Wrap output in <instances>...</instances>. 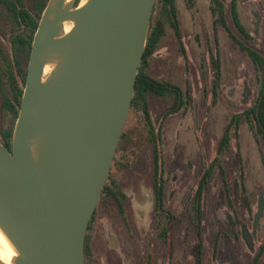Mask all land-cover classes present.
<instances>
[{"label":"rangeland","instance_id":"1","mask_svg":"<svg viewBox=\"0 0 264 264\" xmlns=\"http://www.w3.org/2000/svg\"><path fill=\"white\" fill-rule=\"evenodd\" d=\"M24 1L28 4L30 0ZM81 1L86 0H78V5ZM176 1L187 58H181L176 38L169 32L151 58L148 70L155 80L168 82L183 93L188 87L191 95L187 108L176 114L169 113L172 101L160 98L148 101L151 120L161 134L159 150L166 180L165 206L175 217L168 225L171 247L157 238L152 154L143 117L132 109L124 129L127 138L117 156L119 164L112 163L109 175L128 198L131 231L126 232L115 209L103 201L93 224L90 264H138L139 260L144 264H195L198 239L196 228L190 226V210L198 181L217 157L232 116L251 108L257 97L259 80L255 67L220 29L222 81L214 101L209 56L214 46L210 0H196L194 11L187 8L184 0ZM225 1L229 5L230 0ZM238 6L241 22L252 38L250 46L264 57V0H239ZM9 20L0 9V73L5 87L4 93L0 90V132L14 125L12 115L1 107L7 92L10 43L15 34ZM263 158L262 138L256 139L243 119L237 134L231 136L230 148L221 156L223 174L218 169L214 171L203 195L202 264H251L263 247L264 211L257 228L253 229L259 200L264 199ZM241 173L243 179H240ZM244 226L251 235L253 251L243 240ZM218 236L219 243L214 250Z\"/></svg>","mask_w":264,"mask_h":264},{"label":"water","instance_id":"2","mask_svg":"<svg viewBox=\"0 0 264 264\" xmlns=\"http://www.w3.org/2000/svg\"><path fill=\"white\" fill-rule=\"evenodd\" d=\"M156 1L48 0L11 152L0 143V231L17 253L13 264H85L86 235L131 111ZM263 211L260 198L254 230ZM242 237L253 251L245 226Z\"/></svg>","mask_w":264,"mask_h":264},{"label":"trees","instance_id":"3","mask_svg":"<svg viewBox=\"0 0 264 264\" xmlns=\"http://www.w3.org/2000/svg\"><path fill=\"white\" fill-rule=\"evenodd\" d=\"M184 1L189 10L194 11L196 9V0ZM238 1L239 0H230L229 5L226 4L225 0H210L209 3L214 39V46H212L213 48L211 47L209 50L210 65L213 76L212 96L215 101L217 99V94L220 91L222 81V65L219 55L218 41V31L220 29H223L226 32L228 37L243 53L246 54L252 65L255 67L259 80V89L254 105L244 113L232 116L231 120L227 124L220 148L218 150V156L213 160L210 166L208 173L209 175H212L215 168H220L221 156L224 155L225 152H227V150L230 148L231 136L233 133L237 134L240 123L243 119L246 120L254 137L256 139L261 137L262 142L264 143V57L249 44V42L252 41V38L241 22ZM0 3L2 4V7H0L1 11L4 14L8 13V17L10 19L9 21L11 23L12 29H14V32H16V29H20L21 24H24L25 26L24 32L21 34H16L11 41V63L7 66L8 72L6 75L7 92L4 94L1 106L3 111L12 115L14 120V125L4 128L0 132V143L9 152H11L12 135L19 113L23 89L25 86L31 45L39 20L48 3V0H33L31 8V11L33 12L32 15H30L27 10L28 4L25 3V1L23 2V0H16L18 6H16L12 0H0ZM178 15L179 10L176 0L156 1L147 36L145 52L137 74L134 99L132 101L131 109L136 110L143 115L144 121L150 130L152 138H154V130L148 110L149 98H160L163 100L172 101L171 109L169 110L170 114L178 113L181 110L186 109L189 102L191 101L189 91L183 93L181 89L168 82L155 80L148 73L151 58L161 47L169 32L174 34L177 41L178 52L180 53V56L186 60V50L182 41ZM233 31H235L238 36H236ZM2 79V74L0 73V90L2 93H4L3 90L5 87L3 85ZM124 141L123 133L113 160L114 165L119 164L117 156L121 151ZM204 181L205 179H203L202 183ZM115 186V181L108 177L102 196L105 197L107 192H112V188L116 189ZM158 192L162 194L161 190H157V193ZM102 196L101 200L102 198L104 200V197ZM263 251L264 245L254 257L251 264H264V258H262Z\"/></svg>","mask_w":264,"mask_h":264},{"label":"flooded vegetation","instance_id":"4","mask_svg":"<svg viewBox=\"0 0 264 264\" xmlns=\"http://www.w3.org/2000/svg\"><path fill=\"white\" fill-rule=\"evenodd\" d=\"M12 1H14L16 6H18V4L16 3V0H12ZM32 1L33 0H30L28 5H27V10H28L30 15L33 14V12L31 11L32 10L31 9L32 4H33ZM23 2H24V0H23ZM0 7H2L1 3H0ZM7 16H8V13H7ZM24 29H25L24 24H21L20 29L15 30L16 32L13 35V37L18 33H20V34L23 33ZM11 41H12V39H11ZM10 48H11V43H10ZM1 54H2V47H1V43H0V59H1ZM187 91H189V93H190V90L188 87H187L186 92ZM148 110H149V108H148ZM173 114H176V113H173ZM149 116H150V113H149ZM142 117H143V115H142ZM143 120H144V117H143ZM150 120H151V117H150ZM151 123H152L153 130H154V138H152V136L150 134V130L146 126V123H145V131L147 134V141H148V144H149L150 149H151L152 164H153L152 191H153V196H154V208H153L154 209V223H155V229L158 232V235H157L158 240L160 242L166 244V245L168 244L169 247H171V243L169 242L170 235H169L168 225H170L174 222L175 217L165 206L166 180H165V177L163 176V170H162L163 169V162H162L161 152L159 150L160 142H161L160 130L155 129V126H154L152 120H151ZM123 133L125 134V131H123ZM124 138L126 139L127 135H124ZM154 158H155V162H154ZM213 160L209 163V165L207 166V168L203 172L200 180L198 181L196 191H195L194 196L192 198L193 202H192V207L190 210V214H191L190 226L196 228V233H197L196 236L198 239V243L196 246V263L195 264H202V262H203V242H202V232H201V222H202V217H203V209H202L203 195L208 188L209 182L213 176L214 171L216 169H218L223 174L222 164H221L220 168L214 169L212 175L208 174ZM203 179H205V181L202 183ZM240 179H243L242 173L240 175ZM223 183L225 186V191L227 193L226 181L224 179H223ZM115 187H116V189L112 188L113 191L107 192V195H105V197L102 196V197H104V200L102 198V200H100L99 205L103 204V201H104V203L107 202L110 205V207H113L115 209L117 215L119 216V218L123 224L124 229L126 230V232L130 233L131 227H130V222H129V218H128V210H127L128 208L126 207L128 198L125 195V193L121 190V188L119 187V185L117 183H116ZM157 190H161L162 194L160 192L157 193ZM99 205H98V207H99ZM98 207L95 210V213H94L93 218L90 222L88 232L86 235L85 264H90V262L93 258V253H92V249H91V242H92V235L91 234H92L93 224H94L95 219H96V214L98 212L97 211ZM219 238H220L219 236L216 238L214 250H216V248L218 246ZM138 264H144V261L141 262V260H139Z\"/></svg>","mask_w":264,"mask_h":264},{"label":"bare ground","instance_id":"5","mask_svg":"<svg viewBox=\"0 0 264 264\" xmlns=\"http://www.w3.org/2000/svg\"><path fill=\"white\" fill-rule=\"evenodd\" d=\"M72 1V0H69ZM85 2H80L79 6L84 5ZM72 25L67 23L65 24V33H67L71 29ZM50 71L49 67L45 68V74L47 75ZM17 256V253L12 246V244L9 242V240L3 235V233L0 231V263L2 264H13V260Z\"/></svg>","mask_w":264,"mask_h":264}]
</instances>
